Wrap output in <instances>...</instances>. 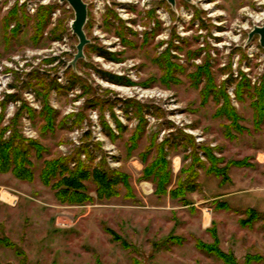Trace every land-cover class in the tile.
Listing matches in <instances>:
<instances>
[{"label":"rangeland","instance_id":"rangeland-1","mask_svg":"<svg viewBox=\"0 0 264 264\" xmlns=\"http://www.w3.org/2000/svg\"><path fill=\"white\" fill-rule=\"evenodd\" d=\"M84 1L73 67L67 1L0 0V264H264V0Z\"/></svg>","mask_w":264,"mask_h":264},{"label":"trees","instance_id":"trees-1","mask_svg":"<svg viewBox=\"0 0 264 264\" xmlns=\"http://www.w3.org/2000/svg\"><path fill=\"white\" fill-rule=\"evenodd\" d=\"M14 143H10V142H3L2 144L0 143V171H7L10 168H12L20 177H23L24 175H27L28 170L25 168V165L27 164V159L23 156H21V154H23V151H27L25 148L23 147H19V152H16L14 158H11V155L13 154V152H15L14 147H13ZM20 154V155H19ZM161 155L159 156L158 160H156L155 162V167H161L160 170H163L164 167L167 166V164H165V159L163 158V154L162 152L160 153ZM57 164L59 162H56ZM57 169H66V165L64 163L57 165L55 168H53L52 170L56 171ZM156 173V172H154ZM164 173V170H163ZM73 174V173H72ZM169 174V173H168ZM74 176V179L76 181V176L77 173H74V175H72V177ZM162 177V182H160V184L155 185L156 188L160 189L161 192L166 193L167 191V182L169 181V175H161ZM67 181V179L65 180ZM77 184V183H76ZM207 246L203 243L201 245V249L205 250L204 248H206Z\"/></svg>","mask_w":264,"mask_h":264},{"label":"water","instance_id":"water-1","mask_svg":"<svg viewBox=\"0 0 264 264\" xmlns=\"http://www.w3.org/2000/svg\"><path fill=\"white\" fill-rule=\"evenodd\" d=\"M67 1L73 8L75 12V18L71 23L73 32L78 36L79 43L77 44V52L74 55V58L71 60L70 64L75 67L79 59L84 58V48L87 43H89V38L85 32V24L88 18V4L84 0H61ZM172 5H175L176 0H168ZM255 34L260 35V43L264 46V23L261 25H255L253 30L250 32V37Z\"/></svg>","mask_w":264,"mask_h":264}]
</instances>
